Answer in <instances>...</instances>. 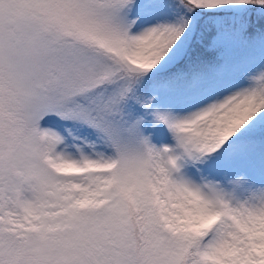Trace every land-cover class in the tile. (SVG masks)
Returning a JSON list of instances; mask_svg holds the SVG:
<instances>
[{"label":"snow or ice","instance_id":"6c2138e0","mask_svg":"<svg viewBox=\"0 0 264 264\" xmlns=\"http://www.w3.org/2000/svg\"><path fill=\"white\" fill-rule=\"evenodd\" d=\"M0 264H264V0H0Z\"/></svg>","mask_w":264,"mask_h":264}]
</instances>
